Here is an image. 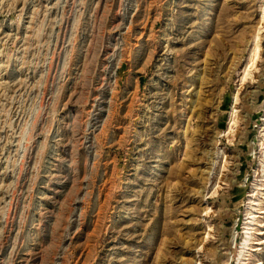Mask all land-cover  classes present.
<instances>
[{
  "label": "rangeland",
  "instance_id": "obj_1",
  "mask_svg": "<svg viewBox=\"0 0 264 264\" xmlns=\"http://www.w3.org/2000/svg\"><path fill=\"white\" fill-rule=\"evenodd\" d=\"M0 264H264V0H0Z\"/></svg>",
  "mask_w": 264,
  "mask_h": 264
}]
</instances>
